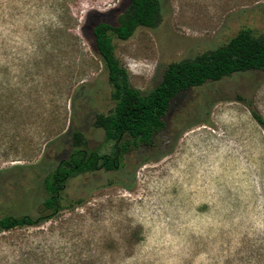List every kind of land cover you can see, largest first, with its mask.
Returning a JSON list of instances; mask_svg holds the SVG:
<instances>
[{
  "label": "rangeland",
  "instance_id": "obj_1",
  "mask_svg": "<svg viewBox=\"0 0 264 264\" xmlns=\"http://www.w3.org/2000/svg\"><path fill=\"white\" fill-rule=\"evenodd\" d=\"M128 3L0 0V218L48 214L42 178L73 149V130L109 152L93 121L114 107L112 87L91 28L115 25ZM160 6L156 27L112 37L142 92L170 62L243 28L264 32V0ZM249 105L264 118V71L183 92L155 146L128 154L120 170L70 179L66 197L77 203L63 201L54 217L0 230V264H264V130Z\"/></svg>",
  "mask_w": 264,
  "mask_h": 264
},
{
  "label": "trees",
  "instance_id": "obj_2",
  "mask_svg": "<svg viewBox=\"0 0 264 264\" xmlns=\"http://www.w3.org/2000/svg\"><path fill=\"white\" fill-rule=\"evenodd\" d=\"M160 10V0H129L115 25L97 22L92 26V47L105 65L114 101V107L109 112L95 115L93 125L104 130L111 148L105 153L90 149L83 133L73 130V149L42 178L47 193L43 210L48 214L37 217L7 214L0 218V230L36 225L54 217L64 207L63 201L70 205L77 203V200L66 197L70 179L99 170H120L125 166L128 154L155 146L156 136L166 127L168 111L183 92L236 73L264 71V32L256 33L251 28H243L214 49L193 58L170 62L161 81L150 91L142 92L133 87L127 70L115 55L112 37L126 40L138 26L156 27L161 18ZM238 98L243 100L241 96ZM249 107L253 118L264 130V118L254 107ZM37 166L33 164L30 167ZM123 185L130 187V184Z\"/></svg>",
  "mask_w": 264,
  "mask_h": 264
}]
</instances>
